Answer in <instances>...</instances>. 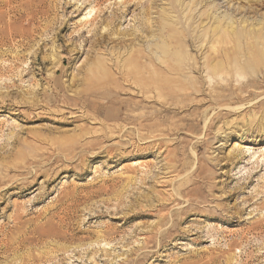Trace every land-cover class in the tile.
Segmentation results:
<instances>
[{
  "label": "rangeland",
  "instance_id": "1",
  "mask_svg": "<svg viewBox=\"0 0 264 264\" xmlns=\"http://www.w3.org/2000/svg\"><path fill=\"white\" fill-rule=\"evenodd\" d=\"M214 1L264 29V0ZM146 2L0 0V264H264V63L212 79L204 23L194 88L138 81Z\"/></svg>",
  "mask_w": 264,
  "mask_h": 264
},
{
  "label": "bare ground",
  "instance_id": "2",
  "mask_svg": "<svg viewBox=\"0 0 264 264\" xmlns=\"http://www.w3.org/2000/svg\"><path fill=\"white\" fill-rule=\"evenodd\" d=\"M150 1V3L146 2L145 5L152 6V0ZM167 2L168 12L160 13L154 20V24L150 26L153 28L151 37L155 38L152 46L158 54L157 60H154L156 64L148 67L144 61H153L150 53L147 52L143 55L141 52H137L135 63L128 66L129 70L139 75L138 81L150 82L151 84L146 85L151 87L168 83L175 85L177 89L182 88V86H193L194 88L197 83L190 81L192 68L189 64L193 57L188 51L195 48L194 45L197 40L192 32L204 23H207L203 25L206 28L204 41L207 42L208 50H210V56H206V59L209 57L207 60L209 65L205 67V70L212 79L219 76L223 70L237 71L243 75L246 71L251 72L250 69L257 70L258 66L264 63V29L255 28V25L259 26L262 18L257 20L259 22L255 21V24L245 25V29L229 31V28H232L234 24L233 19L228 16V13L217 15L214 0H167ZM254 2L263 5V0H254ZM185 3L186 5H184ZM183 6L188 9L186 15L180 12L179 8ZM198 7L204 8L199 17L195 15ZM171 13L174 16L168 15ZM114 19L115 16L111 18V23ZM197 23L198 26H193ZM139 29L147 31L149 26L146 23H141ZM213 44H215L214 46L219 45L221 50L213 51ZM94 63L95 67L89 65L86 69L90 84L99 82L89 88V92H93L91 93L93 96L109 82L112 76L107 69L101 70L99 65L105 63L103 59ZM122 72V69L119 68L120 75Z\"/></svg>",
  "mask_w": 264,
  "mask_h": 264
}]
</instances>
